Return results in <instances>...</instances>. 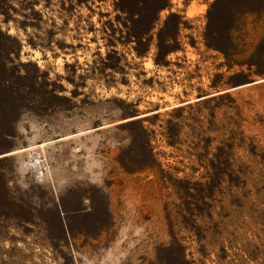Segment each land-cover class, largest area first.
Masks as SVG:
<instances>
[{
	"label": "rangeland",
	"instance_id": "rangeland-1",
	"mask_svg": "<svg viewBox=\"0 0 264 264\" xmlns=\"http://www.w3.org/2000/svg\"><path fill=\"white\" fill-rule=\"evenodd\" d=\"M37 1L0 0V264H264V0Z\"/></svg>",
	"mask_w": 264,
	"mask_h": 264
},
{
	"label": "crops",
	"instance_id": "crops-1",
	"mask_svg": "<svg viewBox=\"0 0 264 264\" xmlns=\"http://www.w3.org/2000/svg\"><path fill=\"white\" fill-rule=\"evenodd\" d=\"M103 3L104 2L101 4ZM64 5H67V3ZM51 6H55V3H51L49 0H38L37 3L33 5L34 8L32 10L38 11L43 19L45 17V11L51 10ZM58 6H60V3H58Z\"/></svg>",
	"mask_w": 264,
	"mask_h": 264
},
{
	"label": "built area",
	"instance_id": "built-area-1",
	"mask_svg": "<svg viewBox=\"0 0 264 264\" xmlns=\"http://www.w3.org/2000/svg\"><path fill=\"white\" fill-rule=\"evenodd\" d=\"M179 8V4L177 3V4H173V7L172 8H170V13H175V12H177V9Z\"/></svg>",
	"mask_w": 264,
	"mask_h": 264
}]
</instances>
